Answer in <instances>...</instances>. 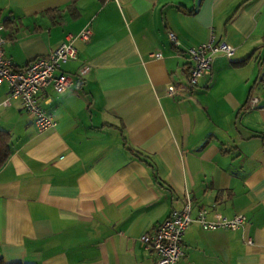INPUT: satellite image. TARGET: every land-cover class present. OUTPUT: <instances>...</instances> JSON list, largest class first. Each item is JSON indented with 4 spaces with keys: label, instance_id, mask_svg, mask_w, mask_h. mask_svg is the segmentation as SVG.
I'll return each mask as SVG.
<instances>
[{
    "label": "crops",
    "instance_id": "crops-1",
    "mask_svg": "<svg viewBox=\"0 0 264 264\" xmlns=\"http://www.w3.org/2000/svg\"><path fill=\"white\" fill-rule=\"evenodd\" d=\"M0 26L15 68L69 37L77 50L71 88L39 97L54 128L38 133L0 85L3 263L155 264L139 236L189 202L246 221L192 222L179 264H264V0H0ZM210 36L234 53L188 88L185 51Z\"/></svg>",
    "mask_w": 264,
    "mask_h": 264
},
{
    "label": "built area",
    "instance_id": "built-area-1",
    "mask_svg": "<svg viewBox=\"0 0 264 264\" xmlns=\"http://www.w3.org/2000/svg\"><path fill=\"white\" fill-rule=\"evenodd\" d=\"M0 26V30H1ZM168 39L175 47L177 39L172 32H168ZM90 28H84L77 35V39L87 42L90 39ZM74 38L69 37L48 54L28 61L24 66L15 68L12 62L5 57L3 51L4 39L0 35V85L6 84L8 99L17 100L21 110L32 119L38 133L54 128L56 120L54 115L47 111L39 100L40 94L48 88L61 94L71 88L73 78L61 70L62 64L76 58L77 50L73 45ZM191 66L189 70L187 87L195 88L201 78L211 75V68L216 57L230 58L234 49L222 41H214L210 36L207 42L185 51ZM154 57H160L155 53ZM167 96L176 94L173 84L166 87ZM255 99L249 100L254 105ZM7 100L3 102L6 104ZM206 210L200 209L195 217L190 216V204L186 202L181 209L172 210L168 216L151 233L139 236V242L145 249L152 250L156 255L155 264H179L183 257L182 237L186 228L197 223L203 230H236L244 226L245 217L234 215L231 218L214 215L208 220Z\"/></svg>",
    "mask_w": 264,
    "mask_h": 264
},
{
    "label": "trees",
    "instance_id": "trees-1",
    "mask_svg": "<svg viewBox=\"0 0 264 264\" xmlns=\"http://www.w3.org/2000/svg\"><path fill=\"white\" fill-rule=\"evenodd\" d=\"M10 134L7 131L0 130V168L6 162L10 155ZM135 157L141 162L145 163L147 166H151L149 158L140 153H134ZM0 264H5L0 260ZM11 264H20V263H11Z\"/></svg>",
    "mask_w": 264,
    "mask_h": 264
}]
</instances>
